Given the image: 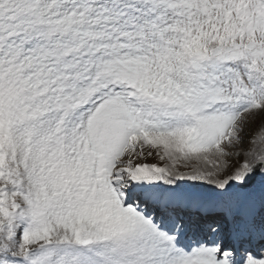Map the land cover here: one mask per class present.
<instances>
[{
	"label": "rangeland",
	"instance_id": "obj_1",
	"mask_svg": "<svg viewBox=\"0 0 264 264\" xmlns=\"http://www.w3.org/2000/svg\"><path fill=\"white\" fill-rule=\"evenodd\" d=\"M33 1L19 0L31 25L12 35V45L19 47L0 44V92L21 87L23 95L40 93L41 98L38 113L28 107L25 121L12 125L8 137L0 136V264H21L18 259L28 264H161L162 251H154L157 236L132 215L135 210L113 184L119 176L111 173L117 168L133 174L147 170L151 186H171L152 138L172 124H167L169 114L162 122L164 112L147 118L126 106L123 86L130 84L139 97L153 101L177 84L175 78L181 86L187 84L191 76L182 68L188 57L179 51L187 50V32H196L192 51L205 60L235 41L249 44L258 59L251 63H259L261 71L264 18L254 15L252 3L239 0H168V7L152 10L138 0L139 13L122 0H109L127 11L122 19L94 12L88 0ZM231 3L246 8L244 26L235 23L234 13L225 17ZM260 7L264 9V0ZM57 19L64 24L59 26ZM50 24L63 33L52 34ZM208 27L231 42L210 40ZM139 36L145 41L137 42ZM244 87L250 98L239 103L220 85L217 97L229 106L223 113L216 103L198 116L175 113L179 141L175 157L165 161L184 195L222 194L236 203L242 194L233 189L240 174L253 162L264 164V152L256 149L264 151V91L257 95L253 87ZM114 105L121 109L115 115L100 114ZM135 137L138 150H126ZM114 142L117 152L110 148ZM116 158L125 159L124 164H114ZM200 171L215 185L202 182ZM260 181L258 196L264 197V176ZM36 207L40 210L31 213ZM23 225L29 232L22 231ZM163 247L167 260L172 248Z\"/></svg>",
	"mask_w": 264,
	"mask_h": 264
},
{
	"label": "bare ground",
	"instance_id": "obj_2",
	"mask_svg": "<svg viewBox=\"0 0 264 264\" xmlns=\"http://www.w3.org/2000/svg\"><path fill=\"white\" fill-rule=\"evenodd\" d=\"M116 104H117V102H116ZM115 107H111V109H109V108H105V109H102L101 110V108H100V110H101V112H100V114L104 117V118H109V116L108 115H115V113L116 112H119L121 109H119L120 107H118V106H116V105H114ZM99 110V111H100ZM99 113V112H98ZM124 115V114H123ZM112 117V116H111ZM110 117V118H111ZM115 117V116H114ZM116 120V119H115ZM114 120V121H115ZM120 120V119H119ZM91 121V120H90ZM118 122V121H117ZM109 123H110V120H109ZM111 123H112V121H111ZM123 123V122H122ZM107 124V123H106ZM114 124V123H113ZM115 124H119V122L118 123H116V121H115ZM114 124V125H115ZM106 126V125H105ZM110 126V125H109ZM120 126V125H119ZM114 127H116L117 128V126H114ZM123 128V127H122ZM111 129V128H110ZM111 130H113V128L111 129ZM117 130V129H116ZM106 131V130H105ZM108 133V132H107ZM113 133V132H112ZM111 135V134H110ZM105 136V135H104ZM112 137H113V135H112ZM112 137H110V138H112ZM119 137V135L116 133V140H117V138ZM121 137V136H120ZM109 138V139H110ZM119 139V138H118ZM127 139V138H126ZM125 139V140H126ZM135 139V140H134ZM132 141V148H130V149H128V150H130V151H133V152H136L137 150H138V146H139V141H136V137L134 138ZM112 140H114V139H112ZM120 140V139H119ZM129 140V139H128ZM127 140V141H128ZM130 141V140H129ZM128 141V142H129ZM141 141H143V140H141ZM178 141H179V136H178V134H176L175 132H170V133H166V132H164V133H159V134H154L153 135V138H152V142H155L154 143V145L156 146V151H158L160 154H161V157L164 159V165H163V167L162 168H164V173H167L169 176H168V178H167V181H166V184H168V185H171V186H167V185H165V188H166V190H163V189H165V188H163V189H161V190H157V191H154V190H152V191H149V192H147L149 195H151V196H154V197H159V196H161L165 191H169V194H172V192L173 193H175V192H178V191H181L182 190V187L181 188H179L178 187V183L176 182V181H172L174 178L173 177H171L170 175L171 174H169L168 173V164L166 163L167 161H165V160H170L171 161V159H173L174 157H175V149L177 148V143H178ZM113 142V141H112ZM143 146L144 147H146V144L143 142ZM125 147V146H124ZM144 147H141L142 148V150L140 151V152H142L141 154H142V156L144 157V161L145 162H149L150 160H148L149 159V157L148 156H146V153L145 152H143V151H145L144 149ZM110 148H111V151L112 152H117V149H118V144L116 143V142H114V143H112L111 144V146H110ZM126 148V147H125ZM124 148V149H125ZM127 149V148H126ZM256 149H258L259 150V153H257V154H262L264 151H263V148H261L260 146H257L256 147ZM123 151V150H122ZM121 152V151H120ZM166 152V153H165ZM138 153V152H137ZM117 154V153H116ZM125 155V154H124ZM141 155H140V157L139 158H141L142 157ZM124 157V156H123ZM151 157V156H150ZM168 158V159H165V158ZM123 159V158H122ZM127 159V158H126ZM114 161V164L115 163H117L119 160H116V159H113ZM139 160H141V159H139ZM142 161V160H141ZM135 162H138V161H135ZM134 162V163H135ZM142 170V169H141ZM143 172L144 173H146L145 172V170H143ZM144 173H142L141 174V176L142 177H147L146 176V174H144ZM199 173H203V175H201V176H199L200 177V179L202 178V177H204V179L202 180V182H205V183H208V182H210L211 183V185H215V183L214 182H212V180L209 178V174L208 173H206L205 171H200ZM150 177V176H149ZM213 177V176H212ZM131 183H132V181H127L126 183H125V186H127V187H130L131 186ZM230 200V199H229ZM250 204L251 203H249V202H247V204L246 205H243V208H241V210L242 209H244V211L245 210H247L248 209V207H250ZM211 206V208L213 209V210H215V211H221V212H223L224 211V209L225 208H227L228 210H229V212H230V214H231V216H234V218L235 219H239L240 218V216H239V214H238V209H237V205H236V203H234L233 201L231 202V200L230 201H227V202H225V201H219L218 203H216V204H211L210 205ZM220 213V212H219ZM219 213H216L215 215L216 216H218L219 215ZM261 220H264V218H261ZM227 234L225 233V232H219V237H225ZM232 240V237H229V238H227L226 239V241H225V243H224V247H226L229 243H230V241ZM167 244V243H166ZM168 246H169V244H167ZM167 249V248H166ZM171 250V249H170ZM170 250H168L167 251V253L170 251ZM172 255H170V257L169 258H167V262L169 263V264H184L183 262H184V255L186 256V254L185 253H182V251H180V249H173L172 248ZM169 256V255H168ZM190 264H195V261H191L190 262Z\"/></svg>",
	"mask_w": 264,
	"mask_h": 264
},
{
	"label": "water",
	"instance_id": "obj_3",
	"mask_svg": "<svg viewBox=\"0 0 264 264\" xmlns=\"http://www.w3.org/2000/svg\"><path fill=\"white\" fill-rule=\"evenodd\" d=\"M252 169H253V168H250V170H252ZM250 170H248L247 172H250ZM245 175H246V174H245ZM245 175L243 176L244 178L242 179V182H241V185H242V186H246V183H245L246 181H245V179H246L247 177H246ZM245 177H246V178H245Z\"/></svg>",
	"mask_w": 264,
	"mask_h": 264
}]
</instances>
